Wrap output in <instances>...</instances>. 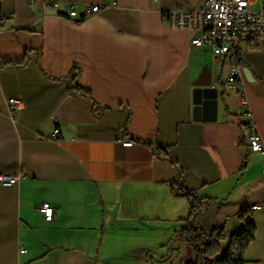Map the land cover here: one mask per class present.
<instances>
[{"label":"crops","instance_id":"crops-1","mask_svg":"<svg viewBox=\"0 0 264 264\" xmlns=\"http://www.w3.org/2000/svg\"><path fill=\"white\" fill-rule=\"evenodd\" d=\"M203 1L117 0L76 22L61 15L69 2L108 0H0V173L21 174L0 182V264H188L182 181L202 198V231L223 229L220 255L250 209L245 264H264L263 156L249 150L229 61L162 17ZM239 51L264 139V40ZM207 86L219 90L217 119L195 121L193 89ZM10 97L23 102L15 118Z\"/></svg>","mask_w":264,"mask_h":264},{"label":"built area","instance_id":"built-area-1","mask_svg":"<svg viewBox=\"0 0 264 264\" xmlns=\"http://www.w3.org/2000/svg\"><path fill=\"white\" fill-rule=\"evenodd\" d=\"M259 7L255 8V0H204L198 8L188 9L183 6L162 13L163 20L174 29L200 30V34L191 39L193 45L207 44L215 54L227 58L230 64L228 83L235 87L241 95L243 108L242 117L244 129L249 138V150L259 152L263 156L264 173V139L254 119L252 109L245 91L243 65L241 63L239 44L246 42L252 48H257L264 40V0H258ZM58 8L59 1L51 3ZM79 5H82L80 12ZM117 0H108L107 4H79L70 3L66 13L62 16L79 22L82 18L98 14L105 6H116ZM10 116L16 117L23 106L22 99L10 97L7 99ZM60 129L53 130L54 137H58ZM123 135V133H122ZM123 145L131 146L135 140L121 137ZM21 174L0 173V182L4 185L15 184ZM260 207V206H256ZM47 220L54 216V208L50 202L44 201L39 206ZM24 252V249L21 250Z\"/></svg>","mask_w":264,"mask_h":264},{"label":"trees","instance_id":"trees-1","mask_svg":"<svg viewBox=\"0 0 264 264\" xmlns=\"http://www.w3.org/2000/svg\"><path fill=\"white\" fill-rule=\"evenodd\" d=\"M0 18V28H1ZM82 18L79 22H82ZM27 55V54H26ZM22 62H4L9 65H23ZM76 93L84 94L92 97L90 90L80 86L76 87ZM167 156L168 151L162 148ZM180 189L176 191L178 195L186 196L190 203V213L186 218V225L178 232V237L186 241L192 246L195 252V257L188 264H245L244 254L249 244L255 239L256 224L250 219V209L243 210L239 214V219L244 222L242 228L233 233L226 247L225 252L221 253V242L225 240L223 229L214 230L210 233H205L199 226L198 215L204 207L202 198L194 191L190 190L181 182ZM182 191V193H179Z\"/></svg>","mask_w":264,"mask_h":264},{"label":"water","instance_id":"water-1","mask_svg":"<svg viewBox=\"0 0 264 264\" xmlns=\"http://www.w3.org/2000/svg\"><path fill=\"white\" fill-rule=\"evenodd\" d=\"M245 74L250 79L246 68ZM219 90L214 86L196 87L193 89V120L214 121L217 119Z\"/></svg>","mask_w":264,"mask_h":264},{"label":"rangeland","instance_id":"rangeland-1","mask_svg":"<svg viewBox=\"0 0 264 264\" xmlns=\"http://www.w3.org/2000/svg\"><path fill=\"white\" fill-rule=\"evenodd\" d=\"M256 1V3L254 4V6H255V8H258L259 7V4H260V2L258 1V0H255ZM230 87H232V86H229V88Z\"/></svg>","mask_w":264,"mask_h":264}]
</instances>
